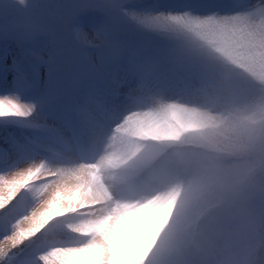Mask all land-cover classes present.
<instances>
[{
    "label": "snow or ice",
    "instance_id": "obj_1",
    "mask_svg": "<svg viewBox=\"0 0 264 264\" xmlns=\"http://www.w3.org/2000/svg\"><path fill=\"white\" fill-rule=\"evenodd\" d=\"M0 81V264H264V0H0Z\"/></svg>",
    "mask_w": 264,
    "mask_h": 264
},
{
    "label": "rangeland",
    "instance_id": "obj_2",
    "mask_svg": "<svg viewBox=\"0 0 264 264\" xmlns=\"http://www.w3.org/2000/svg\"><path fill=\"white\" fill-rule=\"evenodd\" d=\"M18 54H20V52L18 51V48L15 46L13 52H11L9 55H8V63L9 65L11 64V61H12V57L13 56H17V57H20ZM40 55H45L44 52H42L39 48L36 50V56H31L29 55L28 57H24V59H26V61H32V62H35L36 58ZM123 72L118 70V69H114L113 72H112V76H115V77H120L122 78L123 77ZM5 91V86L3 84L2 81H0V94H2L3 92ZM12 132H17V130H14V129H0V146H5L3 145V137L5 136H8L10 133ZM18 134V132H17ZM26 226V225H25Z\"/></svg>",
    "mask_w": 264,
    "mask_h": 264
}]
</instances>
